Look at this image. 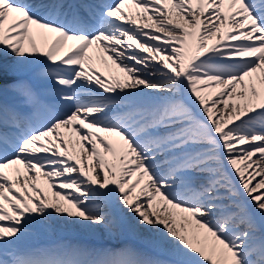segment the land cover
<instances>
[{
	"label": "snow or ice",
	"instance_id": "1",
	"mask_svg": "<svg viewBox=\"0 0 264 264\" xmlns=\"http://www.w3.org/2000/svg\"><path fill=\"white\" fill-rule=\"evenodd\" d=\"M0 264H264V0H0Z\"/></svg>",
	"mask_w": 264,
	"mask_h": 264
},
{
	"label": "bare ground",
	"instance_id": "2",
	"mask_svg": "<svg viewBox=\"0 0 264 264\" xmlns=\"http://www.w3.org/2000/svg\"><path fill=\"white\" fill-rule=\"evenodd\" d=\"M135 10L138 11V9L135 7ZM139 19V18H138ZM144 22H147V23H151L152 21H140L138 22L139 23H144ZM215 39V38H214ZM211 43V41H210ZM101 55L104 56V59L107 60V64L110 66L107 67L106 65H104L103 62H95V67L99 69L100 72H102L104 74L105 77H108L110 75H118L121 79H126V74L123 73L120 68H115L113 67L111 64L113 63L112 62V59L109 58V54L107 53H101ZM217 89L215 88V84L213 83L211 86H209L208 88V91L205 92V93H202V94H205V95H210L212 93H214ZM236 123H238L239 121H235ZM46 187V186H45ZM47 191H49V194H51V189H47ZM79 231H83L81 229H79ZM95 236V234L97 235L96 237H101L102 238V245L104 246L105 244H108V245H105V247L107 249H109V251L111 252H118L120 250H122L125 246H133L137 249H139L140 251H143V252H146V249L144 248L143 245L139 244L138 242L134 241L132 238H129V231H125L123 233V235H121L120 237L118 238H110L106 233L102 232V231H98L96 233H91ZM136 234V233H135ZM142 235H144L145 237L148 235L147 233H143ZM74 239L75 241H78V237L77 235H74ZM124 238H128L127 241L123 240ZM106 239V240H105ZM65 241V240H62V242ZM81 242L83 241H88V240H84V239H80ZM134 241V242H133ZM56 244H59L58 242ZM55 244H50L48 246H53ZM147 253V252H146Z\"/></svg>",
	"mask_w": 264,
	"mask_h": 264
}]
</instances>
